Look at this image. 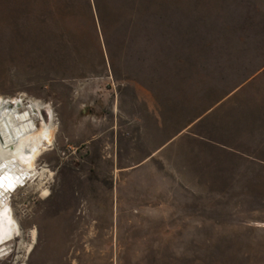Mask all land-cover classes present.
Returning <instances> with one entry per match:
<instances>
[{
	"label": "rangeland",
	"instance_id": "obj_1",
	"mask_svg": "<svg viewBox=\"0 0 264 264\" xmlns=\"http://www.w3.org/2000/svg\"><path fill=\"white\" fill-rule=\"evenodd\" d=\"M224 1L142 0L102 28L91 0H0V106L39 113L27 140L53 131L36 167L52 174L2 184L12 235L0 264H264V176L206 170L209 153L168 144L264 61V0L231 4L250 43L226 29ZM236 99L218 116L227 132L264 138V75ZM114 101L143 122L113 137L96 121Z\"/></svg>",
	"mask_w": 264,
	"mask_h": 264
},
{
	"label": "crops",
	"instance_id": "obj_2",
	"mask_svg": "<svg viewBox=\"0 0 264 264\" xmlns=\"http://www.w3.org/2000/svg\"><path fill=\"white\" fill-rule=\"evenodd\" d=\"M262 75H264V61L263 63L256 65L253 70L234 81L232 85L228 87L220 97H218V100L207 106L197 116L190 117L186 125L182 128V131L184 130L186 132H180L179 134L174 135L168 144H171L174 140L178 139L180 142L183 141L187 147L196 150L200 149L201 151L209 153V155L216 160L214 165L209 166V169L206 170L234 172L229 175L231 177H250L258 176V174L264 176V138L257 135L247 141L242 138L240 133H228V129H226L224 123L220 121L218 117L219 113L225 111L229 102L236 103L237 95L241 93L243 94V92L252 89L257 78ZM215 78L217 81H222L225 78H230V75H224V73H222L216 75ZM139 88H142L141 90L143 92L145 91L144 85L140 84V86H138V89ZM138 99L143 100L144 96H140ZM148 99H150L148 100V103L152 105V98ZM161 104L159 105L161 106ZM150 105L148 114H151L154 118L160 116V107H151ZM27 113H29L30 117L39 115L35 110H29ZM96 122L97 124H101L97 127L98 129L107 130L106 135H108L109 132H112L114 137L116 130L137 128L138 124L143 122V118H139L138 116L136 118L131 117L125 108L123 109L119 105L116 106L114 101L109 116L103 120L98 119ZM257 130L259 131L261 128L257 127ZM216 176L225 175L221 174ZM114 216H116V214H112V218L118 220V214L116 217Z\"/></svg>",
	"mask_w": 264,
	"mask_h": 264
},
{
	"label": "flooded vegetation",
	"instance_id": "obj_3",
	"mask_svg": "<svg viewBox=\"0 0 264 264\" xmlns=\"http://www.w3.org/2000/svg\"><path fill=\"white\" fill-rule=\"evenodd\" d=\"M5 114V111L0 114V133L2 135L0 138V174H4V178L7 176L17 178L19 183L14 188L15 190L23 185V181H29L31 179L28 173L33 170H31L26 162H21L17 158V152L21 150L23 143L28 141L26 137L35 131L41 116L37 115L30 118L22 116L19 119L12 118L8 120ZM11 192L0 188V242L11 238L12 235L8 234L7 229L11 220V213L8 206V199Z\"/></svg>",
	"mask_w": 264,
	"mask_h": 264
},
{
	"label": "trees",
	"instance_id": "obj_4",
	"mask_svg": "<svg viewBox=\"0 0 264 264\" xmlns=\"http://www.w3.org/2000/svg\"><path fill=\"white\" fill-rule=\"evenodd\" d=\"M141 1L142 0H91L90 2L89 0L90 2L89 7L92 8V5L93 7L95 6L96 15L100 21V24L102 25V28H104L103 16H105V14L111 13V11H116V10L137 11ZM237 1H242V0H225L223 4L224 5L223 9L220 7L223 10L222 12H224L223 21H225L226 29L229 30L231 29V27H233L232 35L235 37V39L239 40L238 41L239 43L254 42V40L258 37V35L247 29V21L245 19L241 18L240 21L237 20L233 14V11L231 10V4ZM244 4L246 6H254V8L259 9L260 5L263 4V1H260V3H256L253 0H245ZM199 8H200L199 6L193 7L194 12L198 11ZM263 25H264V20L262 21V26ZM192 28H194V32L196 33L197 30L195 29V26L194 27L192 26ZM220 32H221V36H223V38L225 39V43L230 42L228 41L230 40L228 35L222 33L223 31ZM216 37H219V33L218 35H216ZM262 42H264V39Z\"/></svg>",
	"mask_w": 264,
	"mask_h": 264
},
{
	"label": "bare ground",
	"instance_id": "obj_5",
	"mask_svg": "<svg viewBox=\"0 0 264 264\" xmlns=\"http://www.w3.org/2000/svg\"><path fill=\"white\" fill-rule=\"evenodd\" d=\"M22 107H23V104L20 100L17 101L16 103L4 102L0 106V114L3 113V111H5L6 119H8V120H10L12 118H18L19 119L20 117L24 116L23 113L17 112V110L22 109ZM52 135H53V131H50L49 127L48 128L45 127L44 129L39 131L38 134H36L33 137V141L31 138L26 143H23V145L21 146V150H19L17 152V158L21 162H26L28 164V166L31 168V170H33V171L28 173V176H31L34 172L39 173L40 176H42V175L48 176L49 173L52 174V171L50 169L48 170V169L43 168V170H41V171L39 170L40 168L36 169V167L38 165V160L41 158V156L46 151L50 150L48 143L52 140V137H51ZM31 141H32V143H31ZM30 143H31V145L28 148V144H30ZM0 173H1V168H0ZM5 179L6 178H4V174H2V175L0 174V188H2V184H4L5 185L4 187L7 188L8 185L10 184V181H12L14 184H17V181H18L16 178H13L11 176H7V181ZM23 180H25V179H23ZM25 183L26 182L23 181L22 184H25ZM43 184H44L43 182H40V184H38V188L42 190L43 194H47L48 189L45 186H43ZM31 239L33 241H36V230L35 229H33L31 232ZM30 247H31V245H30Z\"/></svg>",
	"mask_w": 264,
	"mask_h": 264
},
{
	"label": "water",
	"instance_id": "obj_6",
	"mask_svg": "<svg viewBox=\"0 0 264 264\" xmlns=\"http://www.w3.org/2000/svg\"><path fill=\"white\" fill-rule=\"evenodd\" d=\"M94 10H95V6H94ZM95 13H96V10H95ZM0 138H1V134H0Z\"/></svg>",
	"mask_w": 264,
	"mask_h": 264
}]
</instances>
